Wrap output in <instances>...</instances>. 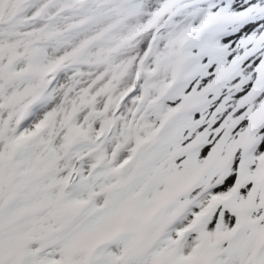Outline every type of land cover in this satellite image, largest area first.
I'll use <instances>...</instances> for the list:
<instances>
[{
	"label": "snow or ice",
	"instance_id": "1",
	"mask_svg": "<svg viewBox=\"0 0 264 264\" xmlns=\"http://www.w3.org/2000/svg\"><path fill=\"white\" fill-rule=\"evenodd\" d=\"M0 264H264V0H0Z\"/></svg>",
	"mask_w": 264,
	"mask_h": 264
}]
</instances>
